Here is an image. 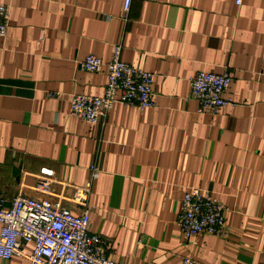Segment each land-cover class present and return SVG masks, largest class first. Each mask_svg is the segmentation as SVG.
Instances as JSON below:
<instances>
[{"label":"crops","instance_id":"0c3cea01","mask_svg":"<svg viewBox=\"0 0 264 264\" xmlns=\"http://www.w3.org/2000/svg\"><path fill=\"white\" fill-rule=\"evenodd\" d=\"M0 197H70L91 174L87 228L124 264H264V0H0ZM153 75V106L116 102L92 124L69 114L73 94L102 95L103 63ZM228 73L232 104L198 111L190 79ZM50 178L49 194L38 187ZM207 191L224 206L226 236L186 239L183 195ZM73 213L79 209L62 200ZM1 226V224H0ZM32 243L22 246L28 255ZM0 264H29L14 255Z\"/></svg>","mask_w":264,"mask_h":264},{"label":"built area","instance_id":"2783aa9c","mask_svg":"<svg viewBox=\"0 0 264 264\" xmlns=\"http://www.w3.org/2000/svg\"><path fill=\"white\" fill-rule=\"evenodd\" d=\"M242 0H236L241 4ZM132 0H122L126 16ZM9 9L0 3V43L6 36ZM121 44L112 47L111 58L103 63L99 57L87 54L80 67L88 72H98L105 66L107 83L102 95L73 94L69 114L89 123L100 122L114 103L120 102L144 110L153 106V75L140 67L121 60ZM191 97L198 102L199 112L216 114L232 104L226 97L231 83L228 73L199 71L191 79ZM90 178L82 185L72 186L70 197L59 194L55 200L18 195L8 207L0 197V258L8 260L14 255H24L29 264H124L109 259L99 235L88 230L91 206L88 195L91 179L97 171L91 167ZM39 176L38 187L49 194L50 178ZM79 209L73 213L62 205V200ZM224 206L209 192L192 188L182 198L177 224L186 239L201 234L226 236L227 225ZM32 243L33 249L25 255L22 246ZM179 264H196L189 256Z\"/></svg>","mask_w":264,"mask_h":264}]
</instances>
